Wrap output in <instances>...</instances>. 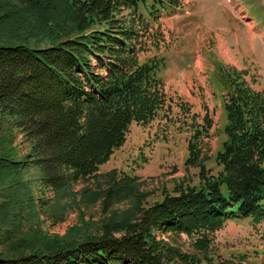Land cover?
Instances as JSON below:
<instances>
[{
  "label": "trees",
  "instance_id": "1",
  "mask_svg": "<svg viewBox=\"0 0 264 264\" xmlns=\"http://www.w3.org/2000/svg\"><path fill=\"white\" fill-rule=\"evenodd\" d=\"M181 1L0 0V129L27 144L22 153L0 149V264H224L209 254L212 234L228 219L264 218V90L218 66L225 122L215 173L203 163L202 137L212 125L204 116L185 159L198 169V187L179 185L146 207L135 194L133 210L104 220L100 234L71 229L32 251L20 238L22 223L45 203L23 178L31 171L39 188L62 195L94 181L103 211L134 193L135 177L99 167L132 122L146 125L168 106L164 59L139 58L150 30L139 8L157 19L160 8ZM181 234L192 252L168 240Z\"/></svg>",
  "mask_w": 264,
  "mask_h": 264
},
{
  "label": "rangeland",
  "instance_id": "2",
  "mask_svg": "<svg viewBox=\"0 0 264 264\" xmlns=\"http://www.w3.org/2000/svg\"><path fill=\"white\" fill-rule=\"evenodd\" d=\"M140 10L150 30L139 58H164L159 75L168 106L146 125L131 123L124 144L99 167L102 174L115 170L120 176L135 177L134 193L103 211L101 197L93 200L94 181L75 182L62 195L39 188L36 171L27 173L23 178L33 179V196L45 201L21 225L20 238L30 251L42 238L64 236L71 229L81 236L100 234L104 220L119 219L133 210L135 194H143L141 205L146 207L165 192L173 194L179 185L198 187V169L186 166L185 159L188 139L204 116L212 125L208 136L202 137L203 163L215 173L214 154L221 146L225 122L218 66L232 68L253 89L264 90V0H182L174 12L161 9L157 19L143 5ZM13 146L19 153L27 149L21 136L0 129V149ZM104 180L99 177L102 186ZM263 230L264 219L257 223L226 221L212 234L209 254L224 264H264ZM168 240L184 252H192L186 235Z\"/></svg>",
  "mask_w": 264,
  "mask_h": 264
}]
</instances>
